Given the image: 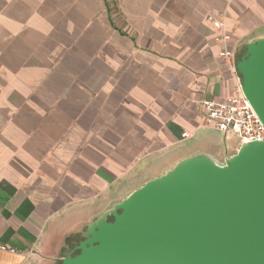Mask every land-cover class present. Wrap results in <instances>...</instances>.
Masks as SVG:
<instances>
[{
  "label": "crops",
  "instance_id": "crops-1",
  "mask_svg": "<svg viewBox=\"0 0 264 264\" xmlns=\"http://www.w3.org/2000/svg\"><path fill=\"white\" fill-rule=\"evenodd\" d=\"M220 31L232 50L264 36V0H0V264H48L209 141L200 102L238 83Z\"/></svg>",
  "mask_w": 264,
  "mask_h": 264
},
{
  "label": "water",
  "instance_id": "water-1",
  "mask_svg": "<svg viewBox=\"0 0 264 264\" xmlns=\"http://www.w3.org/2000/svg\"><path fill=\"white\" fill-rule=\"evenodd\" d=\"M233 54L264 125V36ZM209 136L100 210L49 264H264V139Z\"/></svg>",
  "mask_w": 264,
  "mask_h": 264
},
{
  "label": "built area",
  "instance_id": "built-area-1",
  "mask_svg": "<svg viewBox=\"0 0 264 264\" xmlns=\"http://www.w3.org/2000/svg\"><path fill=\"white\" fill-rule=\"evenodd\" d=\"M215 29L222 30L223 22L221 17L208 15ZM215 40L221 44L220 56L224 58L226 64L235 74V57L232 48L228 46L230 37L224 31L215 36ZM200 107L205 118V126L219 132L223 140L227 136L236 137L240 141L264 139V125L252 109L249 101L243 96L238 83L235 85L233 92L222 100L214 101L206 98L200 102ZM183 138H189L186 132L182 133ZM5 250L4 246H0ZM14 252L13 249H10Z\"/></svg>",
  "mask_w": 264,
  "mask_h": 264
},
{
  "label": "rangeland",
  "instance_id": "rangeland-1",
  "mask_svg": "<svg viewBox=\"0 0 264 264\" xmlns=\"http://www.w3.org/2000/svg\"><path fill=\"white\" fill-rule=\"evenodd\" d=\"M211 131H212L211 134H212L214 140L215 141H218L221 144L223 142V136H222V134L218 133L215 130H211ZM230 137H231V135L230 136H227L228 139H230Z\"/></svg>",
  "mask_w": 264,
  "mask_h": 264
},
{
  "label": "flooded vegetation",
  "instance_id": "flooded-vegetation-1",
  "mask_svg": "<svg viewBox=\"0 0 264 264\" xmlns=\"http://www.w3.org/2000/svg\"><path fill=\"white\" fill-rule=\"evenodd\" d=\"M49 263H50V262H49ZM49 263H48V264H49Z\"/></svg>",
  "mask_w": 264,
  "mask_h": 264
}]
</instances>
